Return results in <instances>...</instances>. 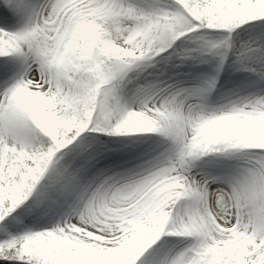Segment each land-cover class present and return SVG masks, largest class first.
<instances>
[{"label":"snow or ice","instance_id":"6c2138e0","mask_svg":"<svg viewBox=\"0 0 264 264\" xmlns=\"http://www.w3.org/2000/svg\"><path fill=\"white\" fill-rule=\"evenodd\" d=\"M0 264H264V0H0Z\"/></svg>","mask_w":264,"mask_h":264}]
</instances>
